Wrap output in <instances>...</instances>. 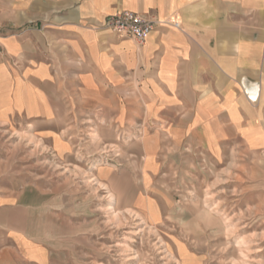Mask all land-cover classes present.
Returning <instances> with one entry per match:
<instances>
[{"label":"rangeland","instance_id":"obj_1","mask_svg":"<svg viewBox=\"0 0 264 264\" xmlns=\"http://www.w3.org/2000/svg\"><path fill=\"white\" fill-rule=\"evenodd\" d=\"M54 107L50 122L0 118V227L16 234L15 264H264V152L145 137L143 166L135 119Z\"/></svg>","mask_w":264,"mask_h":264},{"label":"crops","instance_id":"obj_2","mask_svg":"<svg viewBox=\"0 0 264 264\" xmlns=\"http://www.w3.org/2000/svg\"><path fill=\"white\" fill-rule=\"evenodd\" d=\"M121 10L156 21L143 43L107 26ZM65 103L135 119L143 166L145 137L264 152V0H0V118L50 122ZM1 228L0 264H15Z\"/></svg>","mask_w":264,"mask_h":264},{"label":"built area","instance_id":"obj_3","mask_svg":"<svg viewBox=\"0 0 264 264\" xmlns=\"http://www.w3.org/2000/svg\"><path fill=\"white\" fill-rule=\"evenodd\" d=\"M107 26L121 37H133L143 43L156 28V21L131 10H121L109 15Z\"/></svg>","mask_w":264,"mask_h":264},{"label":"bare ground","instance_id":"obj_4","mask_svg":"<svg viewBox=\"0 0 264 264\" xmlns=\"http://www.w3.org/2000/svg\"><path fill=\"white\" fill-rule=\"evenodd\" d=\"M98 136V135H97ZM102 164V163H101ZM98 168V167H97ZM104 184V183H103ZM105 186V184H104ZM109 191V190H108ZM110 192V193H109ZM109 204L112 206L111 208L114 207L115 203L117 202V198L115 193H113L111 190L109 191Z\"/></svg>","mask_w":264,"mask_h":264}]
</instances>
